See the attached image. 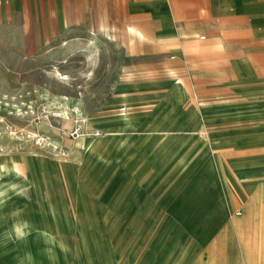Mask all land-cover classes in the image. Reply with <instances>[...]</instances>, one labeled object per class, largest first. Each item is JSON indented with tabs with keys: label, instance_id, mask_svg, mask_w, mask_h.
Masks as SVG:
<instances>
[{
	"label": "rangeland",
	"instance_id": "374dc122",
	"mask_svg": "<svg viewBox=\"0 0 264 264\" xmlns=\"http://www.w3.org/2000/svg\"><path fill=\"white\" fill-rule=\"evenodd\" d=\"M166 1L173 28L162 25L161 13L133 7L130 0H91L88 18L74 13L73 28L50 29L49 43L25 46L21 58L28 68L21 75H0V164L14 160L25 170L26 159L34 156L44 178L35 185L12 171L1 186L11 201L0 212L11 221L30 206L44 209L43 202L52 201L66 220L53 223L59 244L42 248V264H258L261 189H248L243 201L228 195L225 168L218 156L215 166V153L233 146L231 137L219 142L216 134L261 128L264 108L248 109L254 114L244 120L226 119L224 110H231L219 107L238 98L237 91L200 75L195 48L229 38L232 44L217 47L248 53L259 76L247 85L256 86L261 68L264 75V45L255 33L242 36L246 45L234 39L247 25L252 31L248 22L258 14H198V0ZM130 25L142 34L130 33ZM170 31L173 42L164 39ZM1 67L0 61V73ZM124 105L130 126L120 116ZM84 137L96 140L89 152L79 142ZM249 141L247 147L224 149L226 161L261 156V134L251 133ZM256 179L261 182V175ZM243 236L251 243L250 260ZM0 264H24L5 235Z\"/></svg>",
	"mask_w": 264,
	"mask_h": 264
},
{
	"label": "crops",
	"instance_id": "0c3cea01",
	"mask_svg": "<svg viewBox=\"0 0 264 264\" xmlns=\"http://www.w3.org/2000/svg\"><path fill=\"white\" fill-rule=\"evenodd\" d=\"M97 1L100 3L104 2V0ZM130 1L133 7H146L145 11L151 13L156 12L157 14L161 13L162 16H164L162 17V25L167 28H173L172 20L167 15L169 10L166 0H146L144 2H137L136 0ZM90 2L91 0H0V61L3 62L0 75L5 74L3 71L10 70L21 75L28 68L27 62L21 58L26 52L25 46L49 43L51 37L48 36V30L50 29L73 28L74 13L81 12L85 13V16H87L90 12ZM78 6L79 8H76ZM195 7L198 14L201 12L216 13L234 10L236 12L257 13L256 19L248 22V24H251L252 31H249V28H247L249 25H247L245 31L243 32L242 30L239 33V37L235 38L234 41H236L238 45H246L248 41L244 40L242 36L255 33L259 42L264 45V0H258L255 4L251 0H198L195 3ZM129 32L134 35L142 34L141 30L133 25H130ZM172 33L173 31H170L164 39L173 42L174 35ZM202 38H204V36ZM231 41L232 40L229 38H212L211 42L208 44L202 42L197 43L195 45V48H197L196 51H198L196 56L200 58L199 61L201 62L200 75H208L212 78L221 79L217 81V84L222 85L221 88L237 91L235 94H238V98L225 100V105L219 107L223 110H231L229 112L224 110L225 113H227L225 115L226 119L244 120L249 118L251 114H254V112H248V109L254 111L252 108H264V75L263 69L261 68V80H257L256 86L247 85L249 84L248 82H250L249 80H254L250 78L259 76V71L253 69L248 53L239 51L231 53L228 52L229 48L221 49L217 47L218 45H230L232 44ZM91 44L94 43L91 42ZM206 45L216 47L207 48ZM3 46L12 47L5 50ZM97 52L98 49H95V54ZM88 55L92 56L91 54ZM215 58L220 64V67L215 66L217 65V62L214 64ZM261 60H264L263 54H261ZM207 61H209V64ZM57 71L59 70H54L56 74ZM214 91H218V89ZM14 105L24 117L28 114L29 111H25L21 105ZM127 115V106H121L120 116L124 121L123 123L126 126H130L134 122ZM180 123L181 122H179V124ZM251 133L261 134V141H263L264 124L261 123V128L252 132L216 134V136L221 137L218 140L219 142L222 141V137H231L233 146L228 147L231 149L250 146L249 140ZM79 142L84 145V150L89 152V150L94 147L96 140H89V138L84 137L81 138ZM98 144V147H100L101 143ZM228 148L217 149L215 153V166L218 167L216 162V157L218 156L222 160L225 168L224 171L222 170V183L225 190H227V194L235 195L243 201L249 198L248 189H261V229L256 230L254 239L256 241L258 240V249L261 253L258 264H264V151H262L264 144H261V156L257 158L248 157L244 160L231 162L226 161L222 155V151ZM37 159L38 158L34 156H29L26 159L25 171H23L21 167H17L19 165H17L14 160L2 162L0 164V197H2L0 201V210L11 201V192L8 190L7 194H4L3 192L5 190L1 189L6 176L10 175L12 172L10 169L11 167L16 169V171H14L15 173L27 177L31 184L41 185L44 182L42 167L39 165ZM215 166L212 164L206 165L209 170L211 168L215 170ZM223 173H225V177L227 178L226 183L223 180ZM238 173L243 175L242 180H239ZM260 175L261 182L256 179ZM214 182H216V184L218 183L217 177L214 179ZM35 194L37 196L40 195L37 190ZM41 203L40 201L38 204ZM43 203L46 206L44 209L40 207L36 209L30 206L25 213L19 214L11 221H7L8 214L6 212H0V235L6 236L10 226L19 230L20 225L24 223V221L32 222L33 220L39 221L40 230H49V233L50 231L51 233L53 231H58V228L54 227L53 223L66 221L65 218L52 207L54 206V202L46 201ZM258 208L259 206L256 210H258ZM260 239L261 243L259 241ZM242 248L244 250L243 246Z\"/></svg>",
	"mask_w": 264,
	"mask_h": 264
},
{
	"label": "bare ground",
	"instance_id": "6f19581e",
	"mask_svg": "<svg viewBox=\"0 0 264 264\" xmlns=\"http://www.w3.org/2000/svg\"><path fill=\"white\" fill-rule=\"evenodd\" d=\"M133 31V30H132ZM57 74L62 79H68V76L57 71ZM78 111V110H77ZM30 136H37L35 132H31ZM19 167V166H17ZM12 171H16L15 168H10ZM18 169V168H17ZM25 171V170H23ZM260 195V194H259ZM2 197H0L1 201ZM260 215V214H259ZM39 221L33 220L32 222L24 221L20 225V229L16 230L14 227L10 226L7 230L6 237L13 239L15 245L20 253L24 264H42V259L39 256V252L45 245L59 244V234L57 231L50 233L45 230H40ZM55 233V234H54ZM247 236V235H246ZM243 236V246L248 248L247 258L250 260V248L251 243L248 238ZM59 254V253H58ZM258 258V257H257ZM57 264V263H52Z\"/></svg>",
	"mask_w": 264,
	"mask_h": 264
}]
</instances>
